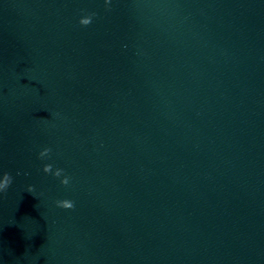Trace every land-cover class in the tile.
<instances>
[{"label":"water","instance_id":"obj_1","mask_svg":"<svg viewBox=\"0 0 264 264\" xmlns=\"http://www.w3.org/2000/svg\"><path fill=\"white\" fill-rule=\"evenodd\" d=\"M21 6L22 0H0V178L5 170L11 131Z\"/></svg>","mask_w":264,"mask_h":264},{"label":"clouds","instance_id":"obj_2","mask_svg":"<svg viewBox=\"0 0 264 264\" xmlns=\"http://www.w3.org/2000/svg\"><path fill=\"white\" fill-rule=\"evenodd\" d=\"M108 4H110V0H105V5L107 6ZM95 15V13L89 14L87 16H84L80 19L79 23L82 26H87L92 22V18ZM51 153V149L50 148H44L42 151L39 152V158L40 159H45L48 158L50 156ZM43 172L45 174H51L53 177L56 178H61L60 179V183L64 186H67L70 182V178L66 175H64V170L61 168H56L55 170H53V165L52 164H45L43 166ZM13 178L10 174H8L7 172H5L2 176V178H0V194L2 193H6V191L8 190V188L10 187V185L12 184ZM34 191L32 186L28 187V192L32 193ZM56 206L62 209H73L74 208V202L68 199H64V200H57L56 201Z\"/></svg>","mask_w":264,"mask_h":264}]
</instances>
